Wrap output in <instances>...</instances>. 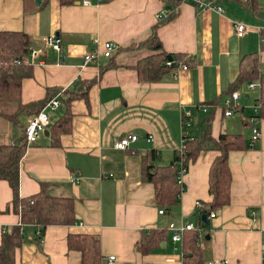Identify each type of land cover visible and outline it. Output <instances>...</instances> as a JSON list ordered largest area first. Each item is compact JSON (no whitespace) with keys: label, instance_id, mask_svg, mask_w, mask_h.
<instances>
[{"label":"crops","instance_id":"obj_1","mask_svg":"<svg viewBox=\"0 0 264 264\" xmlns=\"http://www.w3.org/2000/svg\"><path fill=\"white\" fill-rule=\"evenodd\" d=\"M81 2L61 6L56 0L40 5L35 0H0V32L26 33L37 53L34 61L28 54L32 76L21 83V104L44 99L49 89L66 91L78 81L92 82L87 97L72 102L71 130L59 137V145H52L47 130L27 146L20 163L19 196H33L42 183L48 184L52 196L74 199L75 223L48 227L40 242L39 228L23 225L15 264H81V253L68 249L70 235L98 239L97 264H106L110 256L116 258L113 264H184L187 237L174 243L169 223L198 229L202 264H264V117L258 121L261 137L252 144L249 121L260 112L255 108L260 90H247V84L264 79V0H257L255 12L245 0H220L221 13L198 9L191 0L176 7L165 0ZM233 21L248 25L242 38L234 34ZM154 28L162 50L181 54L179 65L187 69L177 66L158 82H142L136 66L153 52L139 44ZM51 35L61 39L59 53L44 44ZM107 42L119 46L114 58L100 57L84 67L85 54L102 51ZM248 55L257 58V76L236 86L242 68L249 71L248 62L243 63ZM234 90L241 94L240 109L225 117L222 102ZM2 103L0 145L15 144L32 116L20 114L9 121L2 116L15 109L10 112ZM202 106L208 107L206 113L198 110ZM45 107L41 111L50 125L65 113L62 104L54 112ZM184 110L192 115L187 130L181 124ZM184 131L191 140L206 133L210 141L188 163L183 193L161 202L156 197L160 184L148 182L144 169L164 175L160 170L173 162ZM221 134L241 135L242 148L228 155L230 203L207 218L203 228L196 203L211 201L209 171L219 156L211 141ZM128 135L138 140L125 151L116 150V142ZM149 135L153 142H147ZM11 203L12 191L0 181V242L3 233L20 224L18 215L6 211ZM161 231L162 241L150 252L136 250L144 236Z\"/></svg>","mask_w":264,"mask_h":264},{"label":"trees","instance_id":"obj_2","mask_svg":"<svg viewBox=\"0 0 264 264\" xmlns=\"http://www.w3.org/2000/svg\"><path fill=\"white\" fill-rule=\"evenodd\" d=\"M47 3L50 0H40ZM61 6H70L79 0H56ZM110 1V0H102ZM182 0H165L172 6L176 7ZM245 6L252 12L257 9V0H245ZM220 0H217V3ZM170 19V18H167ZM146 50L153 52L152 55L140 60L136 66L138 78L142 82H158L165 76L168 71L173 70L182 62L181 54L170 55L162 50L160 41L156 35V28L146 38L144 42L139 44ZM264 46L261 43V48ZM31 42L29 36L24 32H0V101L11 103L15 106V111L11 115L2 116L9 121H17L20 114L36 116L51 100L58 96L65 113L48 129L52 139V145H59V137L67 134L71 130L72 114L71 104L76 99L86 98L91 83L78 81L72 89L62 91L61 89H49L46 97L40 101L32 102L26 105L21 104L20 90L21 83L24 79L32 76V67L29 66L27 59L31 50ZM172 65L167 66L169 61ZM114 58L111 57L109 61ZM250 58V59H249ZM247 61L250 66L249 71L242 68L237 79L236 86L257 76L256 65L257 58L254 55H248L243 59V63ZM186 63V62H185ZM260 93L256 100L259 106L258 118L264 117V79H260ZM235 91V90H234ZM232 91V92H234ZM230 92L229 94H231ZM31 117V118H32ZM206 141L207 134L197 139L190 140L184 148L182 159L175 153L173 162L161 171H166L164 175L151 172V167L144 169V175L148 182L154 183L156 186L160 184L156 192V197L161 202H165L172 195L179 193L176 184V163L183 161L184 165L193 160L199 152L200 146ZM213 149L219 152V156L213 162L209 171V190L211 197L209 203H201L197 209L199 216V225L206 228L207 224L201 222L202 216L208 218L211 212L220 210L230 203V187L231 174L228 167V155L232 150H240L242 148L241 135L221 134L217 140L211 141ZM27 145L25 139V129L23 137L19 142L9 145H0V181L8 183L12 191L10 209L19 216L20 224L13 227L9 232H5L1 236L0 242V264H15V252L23 244L22 226L27 224H35L40 231L38 241L42 239L44 231L50 226H71L75 223L74 215V199L71 197H55L49 192V185L42 183L37 194L21 198L19 196V174L20 163L25 154ZM159 177H161L159 179ZM175 189V190H174ZM172 199L169 198L167 202ZM170 207V205H168ZM198 231L186 232L183 235V242L186 237L184 252V264H202L201 254L198 249ZM191 235V236H189ZM164 231L155 232L151 235L144 236L142 240L136 244V250L141 254H147L150 250L162 241ZM67 246L70 251L80 252L82 255L81 264H97L99 261V243L98 239L70 235L67 238Z\"/></svg>","mask_w":264,"mask_h":264},{"label":"built area","instance_id":"obj_3","mask_svg":"<svg viewBox=\"0 0 264 264\" xmlns=\"http://www.w3.org/2000/svg\"><path fill=\"white\" fill-rule=\"evenodd\" d=\"M102 0H98V2H101ZM195 6L198 9H209L212 11H215L217 13H221L222 9L218 6L217 0H191ZM83 6L90 5L89 0H82ZM232 27L234 34L238 38H242L247 30L248 25L244 23L243 21H233ZM258 32H262V28H257ZM263 42V40H262ZM44 44L46 47L51 48L55 52L59 53L61 49V39L57 35H51L44 38ZM119 51V46L112 42H107L103 45L102 51L94 50L89 53H86L83 58V66L93 65L98 62V59L100 57H103L105 59H110L113 57L117 52ZM37 56V53L34 50H30V57L32 61L35 60ZM167 66H171V61H168L166 63ZM179 68H182V70H186L187 68L182 67L178 64ZM254 89H260V82L258 83H249L247 84V90H254ZM241 94L240 92L234 91L231 94H229L222 102V108H223V115L225 117H233L235 113L240 109L239 100H240ZM61 105V102L59 101V98H55L51 100L45 107V109L54 112L56 111ZM255 108L258 109L259 106L255 104ZM198 110H200L203 113H206L208 111V107H199ZM256 114L255 117H252L249 121L251 125V143H255L257 140L260 139L261 133L258 126L259 118ZM191 112L189 110H184L181 115V124L182 128L184 130H187L191 127ZM50 125L49 119L44 111H40L36 116L32 117L26 127H25V139H26V145H34L38 141V139L44 134V132L48 129ZM138 140V137L135 135H128L121 139H119L116 144L114 145L116 150L119 151H125L127 150L132 143H135ZM147 142H153L152 136H147L146 138ZM190 137L188 136L187 132L184 131L182 133V141H181V147L176 152L177 155L182 159V156L184 154V148L185 145L190 141ZM176 165V175L175 180L176 184L178 186V191L180 194L184 191V178L188 172V165H184L182 160L177 161ZM76 181V178H72L71 182ZM201 203H196L197 208L200 207ZM159 215H164V211L160 210ZM214 217V213L211 212L208 216L209 219ZM167 230L171 233V240L174 243H179L182 241L183 235L186 232L191 231H198V229L193 224H181V225H175L174 223H169L167 225ZM40 231H38V236H40ZM116 258L114 256H110L107 258L106 264H113L115 262ZM263 261H264V254H263ZM210 264H226V262H215Z\"/></svg>","mask_w":264,"mask_h":264},{"label":"water","instance_id":"obj_4","mask_svg":"<svg viewBox=\"0 0 264 264\" xmlns=\"http://www.w3.org/2000/svg\"><path fill=\"white\" fill-rule=\"evenodd\" d=\"M35 2H36V4L37 5H40V3H41V1L40 0H35ZM32 48H33V46H32ZM172 58L171 57H168V60L170 61ZM48 134V131L46 130L45 132H44V135L46 136ZM201 222L202 223H204V224H206L207 223V218L205 217V216H202V218H201ZM163 223V222H162Z\"/></svg>","mask_w":264,"mask_h":264},{"label":"rangeland","instance_id":"obj_5","mask_svg":"<svg viewBox=\"0 0 264 264\" xmlns=\"http://www.w3.org/2000/svg\"><path fill=\"white\" fill-rule=\"evenodd\" d=\"M2 104H3V105H2V106H3L2 108H5V107H6V108H11V109L9 110L10 112H13L14 109H15L14 105L11 104V103H8L9 105H5V104H7V102H5V103L3 102ZM0 105H1V104H0ZM7 112H8V111H7ZM234 120H236V119L234 118Z\"/></svg>","mask_w":264,"mask_h":264}]
</instances>
